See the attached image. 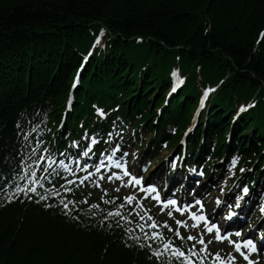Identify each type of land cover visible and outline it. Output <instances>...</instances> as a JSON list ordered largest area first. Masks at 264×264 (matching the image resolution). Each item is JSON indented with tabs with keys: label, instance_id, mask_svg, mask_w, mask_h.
<instances>
[{
	"label": "trees",
	"instance_id": "obj_1",
	"mask_svg": "<svg viewBox=\"0 0 264 264\" xmlns=\"http://www.w3.org/2000/svg\"><path fill=\"white\" fill-rule=\"evenodd\" d=\"M98 42L63 131L81 135L93 105L112 110L108 122H147L143 134L153 131L154 109L175 71L188 76L184 101L165 110L151 144L175 140L171 128L189 122L199 90L223 80L192 148L202 135L201 159L212 149L253 166L264 146V0H0V188L28 128L42 120L54 130L73 75ZM153 90L159 94L149 112ZM253 98L256 108L233 123L228 138V118ZM108 124L95 126L107 131ZM58 199L35 192L0 201V264H167L103 212Z\"/></svg>",
	"mask_w": 264,
	"mask_h": 264
},
{
	"label": "rangeland",
	"instance_id": "obj_2",
	"mask_svg": "<svg viewBox=\"0 0 264 264\" xmlns=\"http://www.w3.org/2000/svg\"><path fill=\"white\" fill-rule=\"evenodd\" d=\"M103 37V35H102V33H99L98 34V38H102ZM129 143H131L130 141H129ZM136 155H137V153H136ZM162 156H163V160H162V162H160L159 164H157L156 162H157V160H153V158L151 157V156H149V163H148V170H149V172L147 171V174L148 173H150V172H156V171H160V169L162 168V166L163 165H165V163H166V157L168 156V153L167 152H165V153H162ZM139 162V160L136 158V156L135 157H132L131 159H130V165L132 166V167H136V165H137V163ZM95 186H96V184H94ZM116 185L115 184H109L108 182H105V183H103L102 184V186H101V188H107V189H112V188H114ZM98 187L96 186V189H97ZM223 198V195H222V193L221 192H216V191H214L213 193H212V195H211V198H210V203L212 204H214L215 202H216V200H221ZM141 201H143L144 200V204H147L148 203V199H145L144 198V196H141L140 198H139ZM213 199L215 200V201H213ZM222 210V209H221ZM165 212V211H164ZM165 213H168V212H165ZM164 217H165V214L163 215ZM189 226H191V225H189Z\"/></svg>",
	"mask_w": 264,
	"mask_h": 264
},
{
	"label": "bare ground",
	"instance_id": "obj_3",
	"mask_svg": "<svg viewBox=\"0 0 264 264\" xmlns=\"http://www.w3.org/2000/svg\"><path fill=\"white\" fill-rule=\"evenodd\" d=\"M217 213V212H216ZM219 217H221V216H219ZM264 245V244H263Z\"/></svg>",
	"mask_w": 264,
	"mask_h": 264
}]
</instances>
